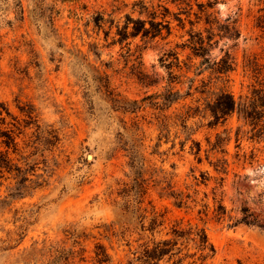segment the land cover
Masks as SVG:
<instances>
[{
    "label": "rangeland",
    "instance_id": "obj_1",
    "mask_svg": "<svg viewBox=\"0 0 264 264\" xmlns=\"http://www.w3.org/2000/svg\"><path fill=\"white\" fill-rule=\"evenodd\" d=\"M165 8L171 34L119 41ZM261 15L264 0H0V264H139L200 228L205 264H264V139L211 110L264 83ZM245 208L259 223L237 222Z\"/></svg>",
    "mask_w": 264,
    "mask_h": 264
},
{
    "label": "trees",
    "instance_id": "obj_2",
    "mask_svg": "<svg viewBox=\"0 0 264 264\" xmlns=\"http://www.w3.org/2000/svg\"><path fill=\"white\" fill-rule=\"evenodd\" d=\"M169 13L170 11L167 8H165V12L163 13H159L156 10L150 11L148 12L149 20L134 19L128 16L125 25L119 28V34L121 36L119 41H123L129 36H137L140 33H142L143 38L148 39H155L158 36L165 37L163 34L165 29L167 30V35L171 34L172 27L171 21L168 19L170 16ZM160 14L162 18L159 20L157 18ZM147 21L150 22V27L146 26ZM131 23L134 24L133 30L129 32ZM257 25L264 30V15L258 17ZM198 42L199 45L197 44ZM194 46L196 55L206 56L207 48L202 41H196ZM217 63L219 64V70L221 72L226 73L234 70V59L229 52ZM248 64L251 66L250 60ZM255 69L259 70L258 67ZM211 110L217 121L222 117H228L236 113L239 119H243L245 125L251 127L252 139H264V83L255 85L249 94L241 95L239 99H237L233 93L222 90ZM240 130L239 128L237 132L238 137H240ZM3 136H6L3 142H5L7 146L12 143L16 144L15 138L12 137L10 133L3 134ZM251 159L253 160L254 157H251ZM226 212V207L222 203H219L218 214H225ZM248 212L249 210L245 208L243 217L237 219V222H245L250 225L259 223L254 215ZM156 220L157 216L154 218L152 225L157 224ZM174 234L178 237V240L187 234L188 238L194 242L195 251L191 252L190 248L187 247L188 251L185 252L183 256L176 259L175 257L179 254H183L185 249L179 248V250L176 251L175 246L178 244V240L162 239L153 241L152 244H146L142 253L137 257L139 264H161L162 262H164L163 264H183L188 258H190L189 264H205L207 259L213 257L216 252L215 246L212 244L208 234L203 228L190 232L174 229ZM190 235H192V237H189ZM106 261H108V259L105 257L100 260L101 263Z\"/></svg>",
    "mask_w": 264,
    "mask_h": 264
}]
</instances>
